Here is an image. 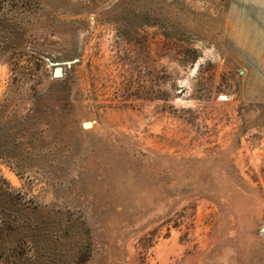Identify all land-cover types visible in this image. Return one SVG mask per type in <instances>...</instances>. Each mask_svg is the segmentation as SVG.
<instances>
[{
	"label": "rangeland",
	"instance_id": "1",
	"mask_svg": "<svg viewBox=\"0 0 264 264\" xmlns=\"http://www.w3.org/2000/svg\"><path fill=\"white\" fill-rule=\"evenodd\" d=\"M2 224L0 264H264V0H0Z\"/></svg>",
	"mask_w": 264,
	"mask_h": 264
},
{
	"label": "trees",
	"instance_id": "2",
	"mask_svg": "<svg viewBox=\"0 0 264 264\" xmlns=\"http://www.w3.org/2000/svg\"><path fill=\"white\" fill-rule=\"evenodd\" d=\"M15 226L9 224H2L0 226V261L4 258L2 257L1 253L4 252L5 245H6V238H8V233L13 232L16 228Z\"/></svg>",
	"mask_w": 264,
	"mask_h": 264
},
{
	"label": "water",
	"instance_id": "3",
	"mask_svg": "<svg viewBox=\"0 0 264 264\" xmlns=\"http://www.w3.org/2000/svg\"><path fill=\"white\" fill-rule=\"evenodd\" d=\"M88 124H89L88 122L83 123L84 126H85V125H88Z\"/></svg>",
	"mask_w": 264,
	"mask_h": 264
}]
</instances>
